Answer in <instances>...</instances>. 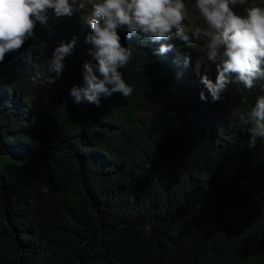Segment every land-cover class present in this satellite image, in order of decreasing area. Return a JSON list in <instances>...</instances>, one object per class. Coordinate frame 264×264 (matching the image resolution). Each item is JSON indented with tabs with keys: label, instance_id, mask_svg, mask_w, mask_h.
<instances>
[{
	"label": "trees",
	"instance_id": "16d2710c",
	"mask_svg": "<svg viewBox=\"0 0 264 264\" xmlns=\"http://www.w3.org/2000/svg\"><path fill=\"white\" fill-rule=\"evenodd\" d=\"M83 2L69 33L0 62V264H264V142L250 146L237 119L264 80L213 102L201 82L217 75L206 37L181 47L192 59L176 64L118 28L133 54L121 69L132 95L75 103L70 89L91 59L95 0ZM253 3L264 6L234 11ZM73 39L59 78L34 85Z\"/></svg>",
	"mask_w": 264,
	"mask_h": 264
},
{
	"label": "clouds",
	"instance_id": "9594fccd",
	"mask_svg": "<svg viewBox=\"0 0 264 264\" xmlns=\"http://www.w3.org/2000/svg\"><path fill=\"white\" fill-rule=\"evenodd\" d=\"M246 3L247 0H195L206 28L186 34L184 0H95L85 20L91 28L85 38L91 45V59L83 65V86L73 85L70 95L75 103L86 101L96 106L101 103V94L119 93L125 98L132 95L134 89L123 78L121 69L133 54L129 47L121 45L120 35L126 40L145 41L148 50H158L156 56L174 59L176 64L192 59L189 54L182 55L181 47H196L206 37V58L215 64L217 75L215 81L204 75L201 82L212 101H218L234 84L251 91L257 81L264 80V6L253 3L243 16L234 11L236 5ZM85 8L83 0H0V62L12 52L17 55L15 51L22 45L51 41L69 33L70 26H74L73 13ZM118 28L123 29L120 35ZM75 43L73 39L58 45L47 70L38 71L32 83H54ZM26 55L33 56L37 63L41 59L33 52L27 51ZM200 97L206 99L203 91ZM237 119L250 135V146L258 138L264 142V95L258 96L251 109Z\"/></svg>",
	"mask_w": 264,
	"mask_h": 264
},
{
	"label": "rangeland",
	"instance_id": "374dc122",
	"mask_svg": "<svg viewBox=\"0 0 264 264\" xmlns=\"http://www.w3.org/2000/svg\"><path fill=\"white\" fill-rule=\"evenodd\" d=\"M195 4V2H194ZM192 6V3L191 2H188L187 3V7H191ZM196 5H194L193 8H191L190 10L191 11H194L196 13H191V12H186L187 15H186V19L184 21V24H185V31H186V34H189L191 32H194L195 29L199 28L201 30H204L206 28V25L203 21V18L199 15V12H198V9L196 10Z\"/></svg>",
	"mask_w": 264,
	"mask_h": 264
}]
</instances>
